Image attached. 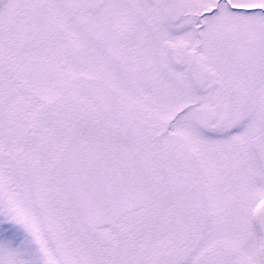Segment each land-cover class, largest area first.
I'll return each mask as SVG.
<instances>
[{"label":"snow or ice","instance_id":"6c2138e0","mask_svg":"<svg viewBox=\"0 0 264 264\" xmlns=\"http://www.w3.org/2000/svg\"><path fill=\"white\" fill-rule=\"evenodd\" d=\"M0 264H264V0H0Z\"/></svg>","mask_w":264,"mask_h":264}]
</instances>
